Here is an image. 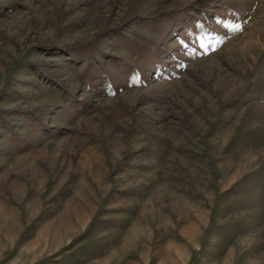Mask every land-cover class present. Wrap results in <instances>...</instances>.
<instances>
[{
	"label": "rangeland",
	"instance_id": "obj_1",
	"mask_svg": "<svg viewBox=\"0 0 264 264\" xmlns=\"http://www.w3.org/2000/svg\"><path fill=\"white\" fill-rule=\"evenodd\" d=\"M0 264H264V0H0Z\"/></svg>",
	"mask_w": 264,
	"mask_h": 264
}]
</instances>
